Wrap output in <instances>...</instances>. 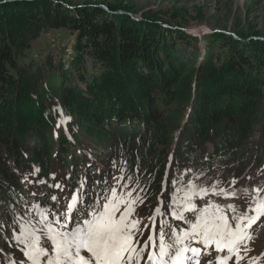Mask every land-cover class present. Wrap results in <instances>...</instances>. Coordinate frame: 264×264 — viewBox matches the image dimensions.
I'll return each mask as SVG.
<instances>
[{
	"label": "trees",
	"instance_id": "obj_1",
	"mask_svg": "<svg viewBox=\"0 0 264 264\" xmlns=\"http://www.w3.org/2000/svg\"><path fill=\"white\" fill-rule=\"evenodd\" d=\"M120 3L109 12L0 0V240L33 204L56 211L54 179L89 200L118 167L155 201L163 181L173 194L195 171L231 163L241 177L263 162L264 34L193 35L187 30L202 26H189L188 9L175 7L165 20L160 10L140 15ZM47 30L75 34V58L70 70L41 82L19 67L17 55ZM168 165L194 169L172 179Z\"/></svg>",
	"mask_w": 264,
	"mask_h": 264
},
{
	"label": "rangeland",
	"instance_id": "obj_2",
	"mask_svg": "<svg viewBox=\"0 0 264 264\" xmlns=\"http://www.w3.org/2000/svg\"><path fill=\"white\" fill-rule=\"evenodd\" d=\"M61 3L70 7L76 5L80 7L96 6L102 7L106 11L110 12L109 7H115L120 2H124L130 7L132 13L143 14L148 10L159 11L160 16L165 20L169 18L172 10L176 8L188 9L191 15V19H188L189 26L196 27L202 26L197 30V35L209 33L213 30L216 33H229L236 35V31L246 32H259L264 34V0H58ZM108 9V10H107ZM121 12V11H119ZM124 13V12H121ZM131 15V14H130ZM201 23H197L200 22ZM200 24V25H198ZM170 27L169 25H167ZM176 29V28H173ZM188 31V30H187ZM203 31V32H200ZM189 32V31H188ZM190 33V32H189ZM247 33L246 35H248ZM196 35V34H194ZM237 36V35H236ZM262 36V35H261ZM238 37V36H237ZM240 39V38H239ZM264 39V38H261ZM242 40V39H241ZM75 45L76 35L66 30H47L44 31L39 39L34 41L30 48L17 55L19 67L26 73L30 74L37 81L46 79L49 80L51 75H58L61 71H67L71 68V63L75 58ZM201 52L205 53V44L199 45ZM178 135V132L175 136ZM206 154L212 155V146L206 148ZM172 159V155L170 156ZM100 171H107L106 167L98 162ZM107 171V182L105 190L113 185L118 190V195L127 191H133V198L137 196L140 199L135 207V212L132 218H138L140 220V229L143 232L142 237L138 236L140 244L143 245L150 234L153 232V226H155V233L160 231V224H171L179 231L190 229L191 223H195L199 220L200 215L204 212V209L208 211L216 212L222 210L226 215L230 224L235 226L237 221L234 219V215L241 214H254L248 213L249 207H256L261 202H264V160L257 167H247L241 177H236L235 168L233 164L229 163L228 168H223L219 164H216L210 171H195V174L190 176L188 180L180 181L175 184V192L171 194L168 189V182L163 181L161 184L164 189V194L161 193L155 201H151L148 196L132 187L127 180L124 179V175L118 172L120 168L113 167ZM194 169L190 166L188 170H177L171 168L168 165L165 171L172 179L176 176H183L185 172H191ZM39 169H35L31 180L35 192L40 191L41 176ZM112 177H116L117 180L113 181ZM123 185H128L127 188ZM50 189L56 191L57 206L54 213L48 214L44 209L37 207L36 204L32 205V208L27 212L22 221L18 222V226L12 225L10 233L5 235V238L0 240V264H30L26 261V254L24 252V246L18 241L17 237L19 232L23 229L25 221L29 217H33V226L40 227L37 221L41 220V214L48 218L50 222L54 221L56 216L60 217L61 222L68 216L75 215V209L77 204H74V200H78L80 207L85 204L86 198L82 194L71 193L69 186L59 184V180L54 179L53 183L49 186ZM260 189L259 193L256 189ZM202 189H206L207 194L202 192ZM42 191H45L43 189ZM102 192V191H101ZM100 192V193H101ZM170 192L169 199H167L166 193ZM197 194H193V193ZM92 196L87 199L89 205H92L96 195L99 193L91 192ZM174 199V203H173ZM191 200V203L188 201ZM196 206L195 214L191 211L192 205ZM161 208L162 213H156V208ZM72 208L73 211L69 212L68 209ZM233 208L236 209V213H233ZM123 210V209H122ZM178 212L185 216L190 223L185 224L183 220H178L173 214ZM119 215V213L117 214ZM155 217V219H153ZM147 226V228H146ZM70 227L74 225L70 222ZM31 230V229H29ZM251 234V240L240 250V256L243 259L239 260V264H264V215H261L255 223H253L249 229ZM197 247H200L197 245ZM215 246L212 245L208 249H202L199 262L206 264L207 262L217 260L221 255L214 250ZM245 248L247 251H245ZM206 252H210L208 255ZM207 256V261L203 258ZM236 257L229 261V264H235Z\"/></svg>",
	"mask_w": 264,
	"mask_h": 264
},
{
	"label": "snow or ice",
	"instance_id": "obj_3",
	"mask_svg": "<svg viewBox=\"0 0 264 264\" xmlns=\"http://www.w3.org/2000/svg\"><path fill=\"white\" fill-rule=\"evenodd\" d=\"M112 179L117 180L116 177ZM201 191L207 194L206 189ZM260 191L256 189L257 193ZM139 199V196L133 198V191L118 195L117 188L110 185L96 195L92 205L86 199L80 207L78 200H74L78 205L75 215L66 217L63 222L57 215L55 226L43 213L37 221L40 227L33 226L34 218L29 217L17 237L24 246L26 261L30 264H199L201 250L214 245V250L221 254L216 264H229L233 256L235 264H239L243 259L240 250L251 240V225L264 215V202H261L248 208V213L254 214L234 215L237 223L233 226L222 210L210 213L204 209L199 220L182 232L171 224L161 223L156 234L153 226L152 234L141 245L137 239L143 235L141 222L132 218ZM191 211L195 214L194 204ZM155 212L162 213V209L158 207ZM233 213H236L235 208ZM173 214L185 224L190 223L178 212ZM70 222L74 227H70Z\"/></svg>",
	"mask_w": 264,
	"mask_h": 264
},
{
	"label": "water",
	"instance_id": "obj_4",
	"mask_svg": "<svg viewBox=\"0 0 264 264\" xmlns=\"http://www.w3.org/2000/svg\"><path fill=\"white\" fill-rule=\"evenodd\" d=\"M108 10V9H107ZM119 13H121V12H119ZM132 16V15H131ZM132 18L134 19V20H137V18H135V17H133L132 16ZM200 32H203V31H200ZM225 34H227V35H233V34H229V33H225ZM234 36V35H233ZM236 39H238V40H241V39H239V37H237L236 35L234 36ZM261 39V38H260ZM261 40H264V39H261Z\"/></svg>",
	"mask_w": 264,
	"mask_h": 264
}]
</instances>
